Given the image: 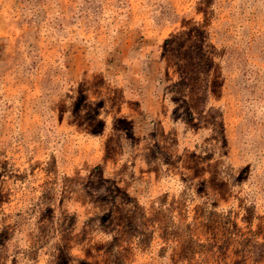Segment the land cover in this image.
Here are the masks:
<instances>
[{"label":"rangeland","instance_id":"obj_1","mask_svg":"<svg viewBox=\"0 0 264 264\" xmlns=\"http://www.w3.org/2000/svg\"><path fill=\"white\" fill-rule=\"evenodd\" d=\"M0 264H264V0H0Z\"/></svg>","mask_w":264,"mask_h":264}]
</instances>
